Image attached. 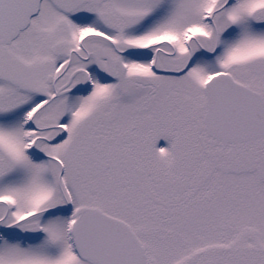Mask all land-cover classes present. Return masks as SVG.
Instances as JSON below:
<instances>
[{"label": "snow or ice", "instance_id": "obj_1", "mask_svg": "<svg viewBox=\"0 0 264 264\" xmlns=\"http://www.w3.org/2000/svg\"><path fill=\"white\" fill-rule=\"evenodd\" d=\"M0 264H264V0H0Z\"/></svg>", "mask_w": 264, "mask_h": 264}]
</instances>
